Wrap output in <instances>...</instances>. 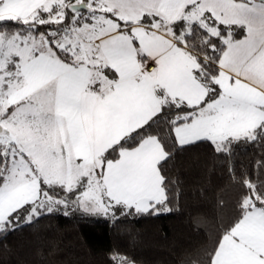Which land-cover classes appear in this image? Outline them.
Returning a JSON list of instances; mask_svg holds the SVG:
<instances>
[{"label":"snow or ice","instance_id":"6c2138e0","mask_svg":"<svg viewBox=\"0 0 264 264\" xmlns=\"http://www.w3.org/2000/svg\"><path fill=\"white\" fill-rule=\"evenodd\" d=\"M242 142L264 147V0H0V238L51 214L159 216L176 152ZM233 176L206 264H264V154Z\"/></svg>","mask_w":264,"mask_h":264},{"label":"trees","instance_id":"16d2710c","mask_svg":"<svg viewBox=\"0 0 264 264\" xmlns=\"http://www.w3.org/2000/svg\"><path fill=\"white\" fill-rule=\"evenodd\" d=\"M234 151L228 161L206 144L176 152L165 168L173 179L166 214L110 221L47 215L0 238V264H110L112 249L134 264H206L207 250L238 213L239 189L229 171L251 174L264 147L242 142Z\"/></svg>","mask_w":264,"mask_h":264},{"label":"rangeland","instance_id":"374dc122","mask_svg":"<svg viewBox=\"0 0 264 264\" xmlns=\"http://www.w3.org/2000/svg\"><path fill=\"white\" fill-rule=\"evenodd\" d=\"M141 187H142V186L133 185L132 188H131L130 190H133V191L140 190ZM168 212H169V211H168ZM168 212H164L163 214H166V213H168ZM74 214H78V212H76V213H70L69 215H74ZM100 218H104V217H100ZM120 218H122V217H120Z\"/></svg>","mask_w":264,"mask_h":264}]
</instances>
